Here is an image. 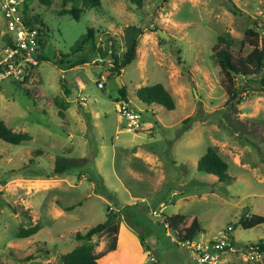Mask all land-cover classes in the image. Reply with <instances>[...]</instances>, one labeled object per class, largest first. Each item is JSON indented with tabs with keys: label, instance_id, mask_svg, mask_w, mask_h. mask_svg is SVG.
<instances>
[{
	"label": "rangeland",
	"instance_id": "374dc122",
	"mask_svg": "<svg viewBox=\"0 0 264 264\" xmlns=\"http://www.w3.org/2000/svg\"><path fill=\"white\" fill-rule=\"evenodd\" d=\"M24 1L47 29L43 58L29 68L25 91L8 79L0 81V118L30 135L16 144L0 139V264H61L60 255L80 242L74 232L108 212L118 223L116 246L108 249L106 233L91 237L99 264H198L173 241L176 233L161 222L162 214H183L181 226L195 216L201 227L196 235L203 237L230 225L237 243L264 241V222L248 228L238 223L242 213H264V96L255 89L229 111L224 75L211 55L218 34L235 39L234 51L242 39V53L250 49L245 27L257 38L264 36V0H230L240 10L235 14L226 7L229 0H142L140 6L100 0L78 19L57 12L60 0ZM129 24L142 31L134 58L117 73L109 70L110 56H101L90 42L70 53L90 27L95 47L107 50L111 41L120 55ZM157 27L168 39L157 35ZM5 29L0 12V46ZM58 58L61 62L53 63ZM153 82L166 87L173 108L135 96L136 87ZM54 99L65 103L63 117ZM119 99L140 111L139 128H125L117 113ZM223 114L241 123L239 136L225 127ZM208 145L227 162L230 183L196 170L195 161ZM57 154L87 160L46 177ZM68 204L73 207L64 209ZM32 223L39 225L35 233L16 236L18 226ZM214 264L260 263L224 251Z\"/></svg>",
	"mask_w": 264,
	"mask_h": 264
},
{
	"label": "trees",
	"instance_id": "16d2710c",
	"mask_svg": "<svg viewBox=\"0 0 264 264\" xmlns=\"http://www.w3.org/2000/svg\"><path fill=\"white\" fill-rule=\"evenodd\" d=\"M47 1V0H42ZM130 4L140 6L142 0H127ZM100 4V0H60V6L57 9L58 13H69L73 18L78 19L80 12L88 7H97ZM23 7L26 8V3L23 0ZM227 9L231 13H237L240 10L230 0L226 3ZM30 12V19L38 22L44 31L47 29L45 24L40 19L37 13ZM264 27V25H262ZM142 27L134 24L125 26L124 31V50L120 55H116L113 50L112 43L110 41L109 48L107 50H101L98 46L94 45L93 30L87 27L84 33L76 40L74 45L70 49V53L80 51L83 43L90 42L91 47L96 48L97 52L101 56L109 55L111 58V65L109 70H114L116 73L119 69L129 63L135 56V45L137 35L141 33ZM243 33L246 37L247 44L250 45V49L245 53L241 52L243 41L242 39L237 40V51H234L233 44L235 39L229 35V33H221L215 37V40L211 46V55L216 60L220 71L224 75L223 87L227 94L225 99V106L230 110H233L234 104L238 103L244 98L249 92L258 90L264 96V36L257 38V32L251 27H245ZM44 35V33H43ZM39 45L43 47L44 38L39 41ZM233 46V47H232ZM62 57H67L66 54H61ZM43 58V55H38V61ZM178 62L179 58L177 57ZM79 60L77 63L83 62ZM60 63L61 59L53 60V63ZM76 64V63H74ZM26 76L21 81H11L17 84L21 89L25 91L23 83L25 82ZM59 82L62 87L64 94L69 92L65 79L59 77ZM254 82H258L259 85L254 86ZM118 92L121 97H124L125 91L122 85L118 86ZM135 96L145 104L152 102L158 103L166 109L174 107V100L171 94L168 92L166 87L161 82H153L150 84H143L135 88ZM57 105L58 116H64L65 103L62 99H54ZM192 115L182 118L181 123L185 124L191 119ZM225 127L230 133L237 134L241 133V123H234L229 115H220ZM240 131V133H239ZM30 138L28 132L23 130H13L0 118V139L9 143H19L23 140ZM34 154H39L41 151L35 149ZM31 160V159H29ZM87 160L84 156H68L57 154L55 155L52 163V167L44 172L46 177L50 175L61 174L69 171L71 168L80 167ZM195 168L200 172H206L214 174L217 181L224 183H230L233 178L227 172V162L218 154L213 146L208 145L204 152L199 155L195 161ZM3 182L0 181V184ZM72 204L64 206V209H71ZM242 213L238 217V223L243 228L252 227L259 223L264 222V213H248L247 216H243ZM184 220V215L180 213H173L170 215L161 216V222L169 230V232L176 233L175 239L177 243L180 239L191 238L198 231H201L198 220L195 216H192L189 223L186 226H181ZM39 228L37 223L29 224L28 226H18L16 231L17 237H26L30 234L35 233ZM118 231V223L114 218L113 213H106L105 218L102 221L96 222L95 224L86 228L83 232L75 231L73 236L80 242L72 246L69 250L63 252L60 255L61 264H99L98 258L100 252L93 250V241L91 237L100 233H106L109 236L107 244L108 249L113 250L116 246V233ZM250 242V241H248ZM178 244V243H177ZM255 249L264 253V241L257 240L252 244ZM264 263L263 259H261Z\"/></svg>",
	"mask_w": 264,
	"mask_h": 264
},
{
	"label": "built area",
	"instance_id": "2783aa9c",
	"mask_svg": "<svg viewBox=\"0 0 264 264\" xmlns=\"http://www.w3.org/2000/svg\"><path fill=\"white\" fill-rule=\"evenodd\" d=\"M0 12L6 28V37L0 46V81H21L29 73V68L38 63V55H42L43 47L39 45V41L44 38V29L38 22L30 19V12L23 7V0H0ZM97 85L101 86V81ZM79 99L85 97L80 95ZM116 105L117 113L125 122V128L135 129L141 126L140 111L130 105L127 99L117 100ZM247 215L248 212H245L243 216ZM177 243L184 246L191 259L198 264H214L219 254L224 251L232 252L244 261H258L263 264L260 262L263 253L251 246L254 242L237 243L230 225L208 236L195 234L191 238L180 239ZM150 259L153 257L150 256Z\"/></svg>",
	"mask_w": 264,
	"mask_h": 264
},
{
	"label": "water",
	"instance_id": "95a60500",
	"mask_svg": "<svg viewBox=\"0 0 264 264\" xmlns=\"http://www.w3.org/2000/svg\"><path fill=\"white\" fill-rule=\"evenodd\" d=\"M155 30H156V33H157V35H158L159 37H162L163 39H168V35H167L166 32H164L163 30H161V29L158 28V27H157ZM115 78H117V76H115ZM118 85H120V84H118Z\"/></svg>",
	"mask_w": 264,
	"mask_h": 264
},
{
	"label": "crops",
	"instance_id": "0c3cea01",
	"mask_svg": "<svg viewBox=\"0 0 264 264\" xmlns=\"http://www.w3.org/2000/svg\"><path fill=\"white\" fill-rule=\"evenodd\" d=\"M133 106V105H132ZM149 130V129H148ZM165 230H167V229H165ZM263 258V257H262ZM154 260V259H153Z\"/></svg>",
	"mask_w": 264,
	"mask_h": 264
}]
</instances>
